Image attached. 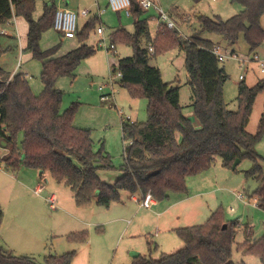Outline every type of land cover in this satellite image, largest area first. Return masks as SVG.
<instances>
[{"label": "trees", "instance_id": "obj_1", "mask_svg": "<svg viewBox=\"0 0 264 264\" xmlns=\"http://www.w3.org/2000/svg\"><path fill=\"white\" fill-rule=\"evenodd\" d=\"M131 1L135 30L115 29L110 43L132 45L133 54L118 59L120 81L133 97L148 99V118L123 121V137L129 141L124 149V163L120 165L123 174L114 183H108L98 171L116 167L111 155L103 147L95 149L91 129L74 124L75 106L62 110L64 92L56 87L61 76H75L81 63L96 54L97 48L85 41L97 28L99 19L92 17L77 32L80 46L58 55L61 44L40 49L43 33L53 28L57 9L54 0L45 5L37 20L33 18L35 0H0V26L12 21L14 16H23L28 21L26 49L42 62L44 84L36 95L24 73L11 75L0 64V141L9 147L3 158L6 167L47 170L56 181L70 186L77 206L88 207L95 201L109 207L122 200L123 191L165 200L169 193L187 192L188 178L211 169L217 157L227 168H233L238 159L249 158L253 166L245 171L246 176L259 182L252 196L257 195L259 205L264 207V157L255 151L264 136V111L258 131L253 134L247 130L256 99L264 93V78L253 86L240 82L239 107L235 111L229 109L224 94L229 75L213 52L215 42L197 36L184 39L177 28L159 25L155 38L144 47L141 38L149 34V18L142 17L145 10L137 0ZM236 1L244 7L239 13L226 20L220 16H200L201 26L221 34L230 44H235L243 34L250 53L255 52L264 42L261 22L264 0ZM2 36L0 32V58L11 49L2 45ZM174 47H180L186 54L194 119L185 114L180 103V86L174 81L165 82L160 68L149 62L151 55ZM3 218L0 205V229ZM240 226L237 219H227L220 206L204 223L175 230L184 242L182 248L163 253L157 259L140 254L132 264H247L233 261L235 244L245 248L246 253L257 255L264 264V235L250 246L248 238L236 243ZM66 237L84 243L88 232H72ZM74 257L75 251L63 254L50 251L41 262L35 256L8 252L0 242V264H71Z\"/></svg>", "mask_w": 264, "mask_h": 264}, {"label": "rangeland", "instance_id": "obj_2", "mask_svg": "<svg viewBox=\"0 0 264 264\" xmlns=\"http://www.w3.org/2000/svg\"><path fill=\"white\" fill-rule=\"evenodd\" d=\"M52 1L35 0L36 6L33 18L37 20L41 17L45 5ZM54 1L57 2L58 0ZM153 1L160 4L170 15L176 24L180 37L189 40L195 36L209 39L220 45L225 53L230 54L233 52L238 56V58L226 57L220 61L221 66L225 68L229 75L224 86L228 107L231 110H237L239 107L237 99L239 83L245 81L247 85L253 86L264 78V71H262L260 66V61L264 60V42L255 52L250 53L249 43L243 34H241L235 44H230L221 34L203 29L199 18L200 16L211 18L220 16L226 20L239 13L244 8L243 5L236 0ZM73 2H76V0H73ZM82 3L84 7L92 8V14L88 18H92L99 9L104 11L102 15L103 22H98L97 26L103 25L105 32L104 35H100L97 33V28L91 31L85 43L95 46L97 48L96 54L81 63L75 71V76H61L57 80L56 87L64 92L62 110L75 106L74 121L82 128L91 129L96 150L103 147L111 155L113 164L116 167L109 170L101 169L98 174L103 181L114 183L123 174L120 165L124 163V149L129 143L123 137V119L130 118L133 121H145L148 118V99L145 97H133L129 90L121 84V78L117 76L118 59L132 55V45L117 44L115 52L108 51L111 33L119 27H125L130 32H133L136 18L133 15L128 16L125 11H114L106 0L102 1L100 5L95 4L94 0H82ZM19 17L29 27L28 21L24 17ZM142 17L149 18V34L141 38V45L146 47L149 41L155 38L157 34L160 24L159 13L153 7L150 10H145ZM84 19L86 17L80 16L78 18V27L84 23ZM261 22L264 27V16ZM5 38V36H2L1 42L7 45L5 46L3 43L2 45L12 47L0 58L1 66L11 72L16 70L17 73H24L30 81L33 92L38 95L44 87L41 79L42 62L34 59L32 54L29 55L31 52L27 51L26 47L23 50L18 39ZM57 44H61L57 54L63 55L75 48L79 44V40L77 37L67 38L54 28H50L43 33L40 41L41 50H46ZM254 53L257 54L259 60L254 59ZM22 55H24V61L20 59ZM185 57L184 50L180 47H174L164 53L155 56L151 55L149 62L151 65L160 68L165 82L174 81L176 85L180 86V103L184 107V112L189 115V113L194 114L192 107L193 93L188 84ZM242 77L245 79L243 80ZM110 78H115L114 95L111 100L102 102L100 101L102 92L99 90V86L104 85L105 92H112L113 89L109 84ZM263 111L264 93H260L254 104L253 113L247 127L249 132L255 134L258 131ZM7 151H9V147L0 143V155L7 153ZM255 151L264 157V136L256 144ZM252 166L253 161L245 158L238 164L237 169L227 168L223 166L221 158L217 157L211 169L201 174L190 176L188 178V188H194V191H206L199 198L206 204L208 202V206L204 212L185 219L180 225L204 223L211 209L215 210L222 206L228 218L240 217L242 213L247 215L244 223L241 224L237 231L236 243L244 242L246 238L245 223L247 222L255 224L254 232L257 233L259 228L263 226L264 210L260 205H256L255 198L257 196H252L258 188L259 182L254 178H247L245 173ZM209 174L210 177L206 181H201V178H203L201 176H208ZM44 181L47 185L46 193L55 192L59 204V208L53 210L47 202L45 203L48 214H53L51 220L48 219V221L56 224V231L57 229L61 231L67 226L59 223L61 217H63L62 221L64 220V216L60 214L69 216V212L66 211H71L70 208H78L73 197L74 192L70 186L63 182L59 183L55 179L51 180L50 177H44ZM238 193L244 196V200L237 197ZM232 207L234 208L233 210ZM79 209L88 210L86 214L87 220L98 223L93 225L91 230L88 228L82 229L88 232V240L92 239L93 256L97 257L98 254L100 255V259L97 262L93 261L92 264H121V261L125 257H130L133 251H140L145 254L144 256L160 257L162 251H172L176 244L181 246L175 250L184 246V242L176 231L166 235L161 234V236L157 237L156 226L153 223L145 226L144 230L140 229V226H137L139 219H134L133 214L128 218L132 220V224L129 230H126L128 224L126 221L109 224L108 220L115 215L112 213V209L99 206L95 201L92 205ZM63 242L67 243L68 241L63 239ZM155 244H158L157 249L154 247ZM51 247L52 245L49 243V247L42 248L43 250L36 252L37 254L34 255L42 262L45 253L56 251L54 247ZM232 259L237 263L244 261L247 264H263L257 255L246 253L245 248L237 247V244H235Z\"/></svg>", "mask_w": 264, "mask_h": 264}, {"label": "crops", "instance_id": "obj_3", "mask_svg": "<svg viewBox=\"0 0 264 264\" xmlns=\"http://www.w3.org/2000/svg\"><path fill=\"white\" fill-rule=\"evenodd\" d=\"M94 1L95 4L100 5L102 1L105 0ZM56 5L67 6L77 11L87 8L84 7L82 0H76V2H73V0H69L67 3L58 0L56 2ZM90 9L92 10V8ZM90 19L91 18L86 17V19H84V23L79 28L82 29V26H84ZM99 22H103V19H99ZM2 30L5 31L2 34L6 38H13L15 40L18 39L21 48L24 50L28 41L29 27L20 20L19 16H14L12 21L3 26H0V31ZM2 43L5 46L7 45L4 42ZM80 44L81 43L79 42L76 47L80 46ZM31 54L32 53H29V55ZM20 59L24 61V55H22V58L20 57ZM9 72L11 73V75L17 73L16 70ZM244 79L245 78H243V80ZM113 88L115 91L114 85ZM106 93L110 92L106 91ZM185 114L191 119H194L193 113H189V115L187 113ZM74 122L76 126L80 127L79 124L76 123V121ZM197 124L198 122L196 121V125ZM8 153L9 151H7V153L3 155H0V159L2 160V162H4V156ZM44 177H50L51 180L54 179L47 170L30 169L26 167H21L17 170L12 168L8 169L7 167H5V169H0V205L4 210V218L0 229V242L2 247L6 251L12 252L16 255H31L36 257V255H34L37 254L36 252L49 247V243H51L52 247H54V249L56 250L55 252L51 251L53 253L63 254L69 251H75V257L71 264H92L93 261L97 262L100 259V255L98 254L97 257L93 256L92 239H89L84 243H77L67 240L66 236L72 232H79V229H81L80 231H84L82 230L84 228H88L89 230H91L92 226L98 223L88 221L86 218L88 210H81L79 209L81 207L76 205L78 208H70L72 212L66 211L69 212V216L60 214L64 216V220L62 221L63 217H61L59 223L67 226V228L62 229L61 231H58L57 229L56 231V224H54L52 221H48V219L51 220L53 214H48V210H46L47 208H45V203L47 202V204L49 205L47 198L51 194H55L58 204V197L55 192L46 193L47 185L45 184ZM201 177H203L201 178V181L204 182L210 177V174L208 176ZM192 184L194 183L192 182ZM40 185L43 186V190L40 194H37L35 192V189ZM204 192L206 191H194V188H188L187 192L185 193H169V196L162 201H158L152 196L153 203L149 207H146L141 204V197L143 196L141 195V193L137 192V196H135L134 198L132 197V193L123 191L121 201L113 202L109 207H105L112 209V213L115 214L111 219L108 220V222L109 224H117L119 222L126 221L128 223L126 230H129L130 225L132 224V220H129L128 218L131 214H133L134 219H139L137 226H140V229L144 230L143 228L145 226L153 223L156 226L155 231L157 232V237L161 236V234L166 235L167 233L175 231L177 228L190 226H181L180 224H182L185 219L191 218L192 216L205 211L206 207L208 206V202L206 204L199 198L204 194ZM239 194L240 193L237 194V197ZM233 209L234 208L232 207V210ZM262 209L264 210V207H262ZM213 211L214 210L211 209L207 219L210 217ZM245 218H247V215L245 213H242V215L237 218L227 217V219L229 220L237 219L240 224L244 223ZM262 222L263 226L259 228L257 233L254 232V223H245V239H249L248 246L253 244L262 235H264V218ZM63 239H66L68 242H63ZM179 246L181 245L176 244L172 251H162L161 255L163 253H173L177 251L175 249L179 248ZM154 247L155 249H157L158 244H155ZM48 253H45L44 255ZM135 253H137L138 255H145L140 251H133L130 257H125L121 261V264H132L134 258L136 257ZM153 258L157 259L159 257Z\"/></svg>", "mask_w": 264, "mask_h": 264}, {"label": "built area", "instance_id": "obj_4", "mask_svg": "<svg viewBox=\"0 0 264 264\" xmlns=\"http://www.w3.org/2000/svg\"><path fill=\"white\" fill-rule=\"evenodd\" d=\"M64 2H68L69 0H61ZM138 5L144 9V10H150L151 8H155L158 13H159V25L166 26L170 29L176 28V24L173 21V19L170 17V15L162 8L160 4H158L156 1L153 0H137ZM108 5L116 12H121L125 11L128 16L132 15L131 12V7H132V1L131 0H108ZM104 11L103 10H98L97 12L94 13L93 17L97 19H101ZM92 14V10L90 8H84L80 11L71 9L67 6H57L55 16H54V24L53 28L62 33L65 37L67 38H75L77 32L79 31V25H78V18L80 16L83 17H88ZM97 33L100 35H104L105 29L103 25L100 24V26L97 27ZM1 33H4L5 31L2 30L0 31ZM116 50V46L112 43H110V46L108 47V51H114ZM150 52H154V47L151 45L149 46ZM214 54L218 57L220 61L224 60L226 57H235L238 58L236 54L233 52L230 54H227L223 51L222 47L218 44H216L213 48ZM254 59L259 60V57L257 56L256 53H254ZM260 66L262 68V71H264V60L260 61ZM118 77H122L121 71L118 69L117 72ZM116 78V77H115ZM115 78H110L109 84L112 87V92L106 93L104 92V85L99 86V90L102 92L101 94V100L102 101H108L111 100L113 95H114V88L113 85ZM243 78V77H242ZM123 121H130L133 122L130 118L128 119H123ZM122 121V122H123ZM1 143V141H0ZM6 164L5 162H2L0 159V169H5ZM43 190V186H38L35 189V192L37 194H40ZM137 196V193H132V197L135 198ZM137 198V197H136ZM238 198L241 200H244V196L242 194L238 195ZM47 201L49 203V206L51 209L55 210L58 208L57 204V199L55 194H51L48 198ZM153 203V197L151 195H145L141 197V204L143 206L149 207ZM255 203L256 205H259V198H255Z\"/></svg>", "mask_w": 264, "mask_h": 264}, {"label": "water", "instance_id": "obj_5", "mask_svg": "<svg viewBox=\"0 0 264 264\" xmlns=\"http://www.w3.org/2000/svg\"><path fill=\"white\" fill-rule=\"evenodd\" d=\"M1 144L2 145H6L4 142H1ZM240 159H238L236 162H235V164L233 165V168H236V166L240 163ZM135 256L137 257L138 256V254L137 253H135Z\"/></svg>", "mask_w": 264, "mask_h": 264}]
</instances>
